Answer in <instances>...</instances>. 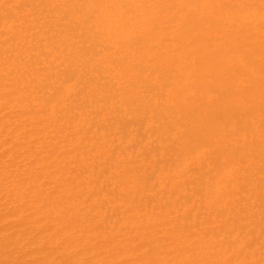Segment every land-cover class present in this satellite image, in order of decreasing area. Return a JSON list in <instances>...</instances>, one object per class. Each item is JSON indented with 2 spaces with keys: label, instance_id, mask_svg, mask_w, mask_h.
I'll return each instance as SVG.
<instances>
[{
  "label": "bare ground",
  "instance_id": "bare-ground-1",
  "mask_svg": "<svg viewBox=\"0 0 264 264\" xmlns=\"http://www.w3.org/2000/svg\"><path fill=\"white\" fill-rule=\"evenodd\" d=\"M0 264H264V0H0Z\"/></svg>",
  "mask_w": 264,
  "mask_h": 264
}]
</instances>
